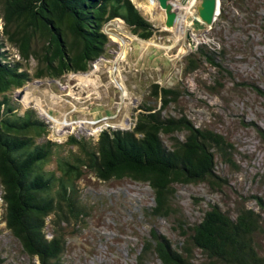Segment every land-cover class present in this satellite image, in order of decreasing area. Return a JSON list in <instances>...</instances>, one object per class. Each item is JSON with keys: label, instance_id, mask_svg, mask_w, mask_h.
I'll return each instance as SVG.
<instances>
[{"label": "rangeland", "instance_id": "obj_1", "mask_svg": "<svg viewBox=\"0 0 264 264\" xmlns=\"http://www.w3.org/2000/svg\"><path fill=\"white\" fill-rule=\"evenodd\" d=\"M130 1L151 23V38L140 40L122 20L110 21L103 28L109 41L106 53L86 73L33 79L11 93L20 113L34 110L48 124L47 139L65 146L70 137L95 141L104 129H131L145 104L163 110L166 117L185 118L196 128L224 136L232 146L231 163L217 158L216 175L223 180L217 185H175L168 217L151 214L154 201L148 185L129 179L102 181L84 170L76 191L86 209L65 226V264H137L145 243L153 242V233L178 248L184 242L179 227L199 222L212 205L232 218L241 209L250 210L264 227V0H255L257 17L249 18L233 0H219V13L222 7L225 13L222 20L218 13L211 26L198 16L200 0L185 15L173 8L183 6L184 0H168L166 9L157 0H148V5L145 0ZM170 13L175 14L172 25L167 23ZM203 44L223 51V68L217 73L203 64L185 73L186 56ZM8 49L19 59L16 49ZM28 67L33 74L35 62ZM162 88L174 89L177 95L164 103ZM69 149L65 146L62 155ZM50 168H56V158ZM1 194L0 187V264H38L6 230ZM46 224L50 239V218ZM254 242L264 264L263 230ZM194 256L202 260L198 251ZM146 264L161 262L149 255Z\"/></svg>", "mask_w": 264, "mask_h": 264}, {"label": "trees", "instance_id": "obj_2", "mask_svg": "<svg viewBox=\"0 0 264 264\" xmlns=\"http://www.w3.org/2000/svg\"><path fill=\"white\" fill-rule=\"evenodd\" d=\"M233 1L247 18L257 17L255 0ZM0 12L2 222L26 256L38 264H65V226L86 209L76 191L84 170L102 181L129 179L148 185L155 217L172 212L175 185L223 181L216 175L217 158L231 163L232 146L224 136L196 128L185 118L166 117L163 110L144 104L131 129H104L95 141L70 137L65 143L70 149L62 155L65 146L47 139L48 124L32 109L20 113L11 98L33 79L86 73L106 53L109 41L103 28L114 19L122 20L140 40H149L154 29L130 0H0ZM224 13L222 7L220 20ZM8 48L16 49L19 59ZM222 57V50L200 45L186 56L184 72L207 64L219 73ZM31 61L36 64L33 74L28 71ZM152 88L156 91L158 86ZM176 92L162 88L161 99L165 103ZM48 218L53 228L50 239L45 231ZM179 228L182 245L177 248L153 233V242L145 243L137 264H146L149 255L161 264H263L254 237L264 227L250 210L241 209L232 218L212 205L199 222ZM195 251L202 256L199 262Z\"/></svg>", "mask_w": 264, "mask_h": 264}, {"label": "water", "instance_id": "obj_3", "mask_svg": "<svg viewBox=\"0 0 264 264\" xmlns=\"http://www.w3.org/2000/svg\"><path fill=\"white\" fill-rule=\"evenodd\" d=\"M168 0H157L159 7L166 9ZM219 0H200L199 5L197 6V13L200 20L206 26H211L216 19V16L219 13ZM175 19V14L170 13L167 16V23L172 25Z\"/></svg>", "mask_w": 264, "mask_h": 264}, {"label": "bare ground", "instance_id": "obj_4", "mask_svg": "<svg viewBox=\"0 0 264 264\" xmlns=\"http://www.w3.org/2000/svg\"><path fill=\"white\" fill-rule=\"evenodd\" d=\"M133 1V0H132ZM145 3L148 5V0H145ZM195 3H196V0H189V2L187 3L186 2V0H184V1H182V4H183V6L182 5H180V4H176V6H173V8L175 9V11H177L178 12V10L180 11L181 10V12H182V10H183V15H185L186 13L185 12H187V10L193 5H195ZM181 13V14H182ZM174 22H176V20H174Z\"/></svg>", "mask_w": 264, "mask_h": 264}]
</instances>
